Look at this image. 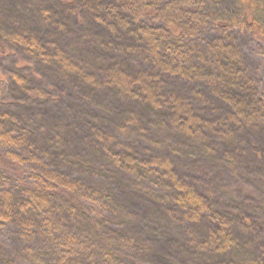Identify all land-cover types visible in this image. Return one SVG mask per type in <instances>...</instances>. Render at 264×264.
Instances as JSON below:
<instances>
[{"label":"trees","instance_id":"trees-1","mask_svg":"<svg viewBox=\"0 0 264 264\" xmlns=\"http://www.w3.org/2000/svg\"><path fill=\"white\" fill-rule=\"evenodd\" d=\"M0 264H264V0H0Z\"/></svg>","mask_w":264,"mask_h":264},{"label":"rangeland","instance_id":"rangeland-1","mask_svg":"<svg viewBox=\"0 0 264 264\" xmlns=\"http://www.w3.org/2000/svg\"><path fill=\"white\" fill-rule=\"evenodd\" d=\"M211 7L215 8V5L214 6L212 5ZM244 40L245 41H243V43H242L241 37H240L239 38V45H240L242 51L244 52L246 59L249 60V64L253 65L258 60V54H257L256 48H253L252 45H251V47L248 46V48H245L244 46H247L246 38Z\"/></svg>","mask_w":264,"mask_h":264}]
</instances>
